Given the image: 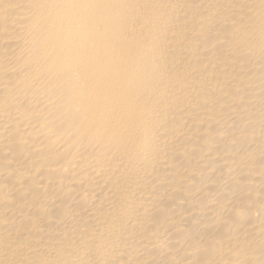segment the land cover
Returning a JSON list of instances; mask_svg holds the SVG:
<instances>
[{
  "label": "bare ground",
  "instance_id": "obj_1",
  "mask_svg": "<svg viewBox=\"0 0 264 264\" xmlns=\"http://www.w3.org/2000/svg\"><path fill=\"white\" fill-rule=\"evenodd\" d=\"M0 264H264V0H0Z\"/></svg>",
  "mask_w": 264,
  "mask_h": 264
}]
</instances>
